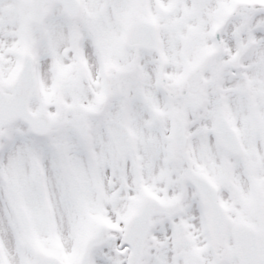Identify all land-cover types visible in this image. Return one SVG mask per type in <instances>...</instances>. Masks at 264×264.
<instances>
[{
	"label": "snow or ice",
	"instance_id": "1",
	"mask_svg": "<svg viewBox=\"0 0 264 264\" xmlns=\"http://www.w3.org/2000/svg\"><path fill=\"white\" fill-rule=\"evenodd\" d=\"M0 264H264V0H0Z\"/></svg>",
	"mask_w": 264,
	"mask_h": 264
}]
</instances>
